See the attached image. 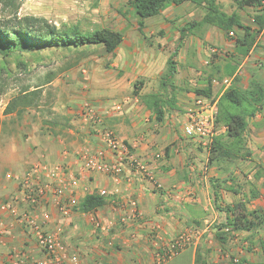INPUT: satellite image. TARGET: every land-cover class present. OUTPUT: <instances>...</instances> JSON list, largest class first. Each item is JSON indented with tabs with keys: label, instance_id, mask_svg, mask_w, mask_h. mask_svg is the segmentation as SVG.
<instances>
[{
	"label": "crops",
	"instance_id": "0c3cea01",
	"mask_svg": "<svg viewBox=\"0 0 264 264\" xmlns=\"http://www.w3.org/2000/svg\"><path fill=\"white\" fill-rule=\"evenodd\" d=\"M215 3L219 6L217 0ZM201 6L205 7L204 4L197 5L190 1L172 5L159 16L145 20L142 31L134 26L128 32H124L123 28L127 25L111 29L123 35V40L117 49L113 53H107L113 57L112 65L119 78L112 76L106 78L104 75L101 81L89 85L87 97H90L99 114L108 112L107 118H104L103 127H109L129 146L131 153L154 174L164 190L163 192L154 190L152 184L130 166H124L118 181L100 173L93 174L88 186L96 191L108 192V195L104 197L105 205L93 211L102 224L111 225L108 235L94 231L87 217L89 213H72L65 218L57 213L51 203L52 197L48 198V202L38 211L40 215L42 212H50L52 222L49 225V231L56 230L65 246L72 253L78 254L80 264H159L156 261V255L163 246L180 232L190 230L186 226L190 225L191 221L201 222L205 219L209 203L204 196L209 192L213 196V188L211 190L209 187L208 175L205 174L206 167L199 161L204 151L198 141L185 139L179 126L186 123V112L193 107L194 98L201 96H198L195 90L204 89L210 83L211 92L214 95L217 89L213 80L216 70L219 71V77L230 79L229 85L222 89L219 97L229 87H236L243 91L249 89L252 83H256L264 90V27L258 30L257 24L253 21L254 15H264V5L242 9L236 6L241 13L235 9L230 13L225 12L226 14L237 12L241 23L252 35L253 44L246 56H240L236 50L239 41L246 37L244 30L233 28V37L221 39V36H224L223 32L211 25H204L205 28L198 33L186 32L182 42L179 41L172 52L162 51L163 43L169 42L167 38L171 28L169 25L178 21L183 28L187 24L200 22L206 13ZM200 11H204V14L197 20L193 16ZM136 21L135 17V24ZM217 42L230 48L229 56L220 59V62L202 48L205 43ZM179 43L181 46L178 47ZM173 53L175 54L174 74L170 77L167 61ZM203 60L209 61L210 69L207 71H200ZM229 64L235 67L231 77L225 76L224 72V68ZM167 80H171V84L168 85L170 90H176V108L173 106L170 109L171 107L167 106L168 110H166L163 107L164 102H161L164 116L163 121L159 123L146 108L141 97L157 94L160 83L162 81L166 83ZM237 81H240L241 85H237ZM137 82H142L143 85L135 95L133 94L134 84ZM129 92H132V99L128 98ZM120 101H122L121 109L116 111L114 105ZM77 106L67 112L70 127L64 128L54 137L42 135V138L37 141H40L39 150L45 155L46 162L49 164L67 162L70 167L77 169L75 152L85 147L95 152L103 147L99 134L97 135L98 129L94 131L95 128L82 118ZM250 119V123L253 124L252 133H255L252 136L254 147L246 144V148L254 156V153L264 151V101L255 116ZM250 126L248 123L245 137L250 135ZM222 130L225 132L223 136L226 137L224 126ZM216 132L218 136V130ZM166 138H170L176 148L165 144L168 154L165 155L164 149L163 159L156 161L152 147H158ZM65 152L67 155H64ZM108 156L110 158V155ZM261 168L264 175V165ZM230 171L238 176L249 173L248 179L252 175L257 179L258 184L264 185L263 176L255 175L257 169H242L238 165H232ZM202 180L205 183H202ZM166 191H174L178 196L172 197ZM256 192L259 199L262 192L260 186H256ZM217 193L218 200L221 197L225 198L227 203L240 202L237 199L239 196L237 193L232 195L221 190ZM75 197L78 202L84 198L80 188L76 190ZM128 199L137 201L141 219L137 223L123 225L119 218L124 214V210L119 207ZM256 208L252 210L261 209ZM6 219V213L0 212V227L6 228ZM5 233L6 236L0 235V263L8 249L18 244L22 238L21 233L11 232L8 229ZM110 241L112 245L108 244ZM195 254L194 243L161 264H195ZM242 262L247 263L246 260Z\"/></svg>",
	"mask_w": 264,
	"mask_h": 264
},
{
	"label": "rangeland",
	"instance_id": "374dc122",
	"mask_svg": "<svg viewBox=\"0 0 264 264\" xmlns=\"http://www.w3.org/2000/svg\"><path fill=\"white\" fill-rule=\"evenodd\" d=\"M217 1L221 11L230 13L235 9L241 13L232 0ZM17 5L18 16L42 17L57 28L77 25L81 31H91L95 28L118 29L122 28L123 25H127L123 28L124 32H128L134 26L137 28L134 11L128 5V0H18ZM201 7L205 12L207 11L206 7ZM204 11L197 12L198 14L195 13L193 17L198 20L203 16ZM174 22L176 23L169 25L171 27L167 35L169 42L163 43L162 51L172 52L179 42V34L182 28L178 21ZM203 28L205 27H197L191 33H198ZM225 37L230 39V36L225 34L221 36V39ZM202 48L208 55L215 57L218 62L221 61L220 59L228 57L230 53V48L219 42L205 43ZM211 49H215L217 53L211 54ZM18 58L25 63L24 68L17 67L16 59ZM202 62L200 71L209 70V61L203 60ZM112 64L113 57L107 54L101 45L77 49L59 48L40 52H26L7 59L0 56V91H2L0 94V206L15 199L17 211L21 218L26 215L41 216L39 211L28 209L21 200L17 179H20L28 171L32 163L40 160L46 161L45 155L39 150L40 141H37L42 138V135L54 137L60 134L64 128L70 127L68 110L78 105V112L81 113L83 119H86L84 109L87 106L96 115L103 118L102 122L104 124V118H107L108 112L105 111V113L99 114L95 110L90 97H87V93L90 90L89 85L101 81L104 75L106 78L110 76L116 79L119 78ZM215 72L216 76L213 77V80L217 89L212 98L217 100L225 85L221 88L223 78L218 76L219 71L216 70ZM50 73L53 74L51 82L42 85L44 77ZM166 83L170 85L171 80H167ZM40 84L43 90V100L39 109L27 110L21 119L14 115H3L5 105L11 97L24 87L32 89ZM236 84L241 85V82L237 81ZM170 89L168 86L161 89L159 85L157 91L161 102H164L163 107L166 110H168L167 106L172 109L176 105V90L172 89L173 91H171ZM128 98H133L132 92H129ZM116 105L121 107L122 101L117 102ZM250 121L251 119H248L249 126L251 125L249 130L253 126ZM103 124L101 125L102 129L111 130L109 127H103ZM182 128L183 125L179 126L181 134ZM222 128V124L216 126L219 134L217 137L225 139V136H223L225 132ZM111 131L116 135L113 130ZM168 131L170 132L171 128ZM249 134V137H245L246 144L253 148L252 136L255 133H252L251 130ZM165 144L169 147L173 145L172 148H176L170 138H166L158 147H152V151H155L154 154L160 155L159 159H155L156 161L163 159ZM200 147L203 149L204 155L199 161L206 167L205 174L208 175L207 181L211 190L212 185H215L218 191L221 190L232 195L239 194L237 199L240 202L227 203L225 198L220 197L218 207L224 209L228 205L235 206L242 203L246 204V209L250 211L260 207L261 209L256 211L264 217V185L258 184L257 179L253 178L252 175L248 179L249 173L238 176L230 171L232 165H238L242 169H257L255 175L264 178L261 168L264 165V151L254 153V156L251 155L242 161L220 160L209 164V150ZM126 166L129 165L126 164ZM202 183H205L204 180H202ZM256 186H260V190H262L259 199ZM50 197H52L51 203L55 208L54 197L51 193H49L47 201ZM204 199L208 200L209 203L205 212V219L201 222L191 221L190 225L186 226L187 229L193 232L195 247L196 250H199L201 259L206 264H264V226L255 229L253 232L224 230L227 233V241L222 245L215 239L214 234L217 231L216 227L224 223L226 214L222 210H218L217 206L215 207L210 192L204 196ZM77 206L78 204L73 208L71 214L80 213L77 211ZM55 209L57 210V208ZM48 213L50 220L42 225V228L46 232L58 234L56 230L49 231L52 218L50 212ZM57 213L60 214L58 210ZM70 215L61 216L66 218ZM6 217L7 226L6 228L0 227L1 236H6L5 231L8 229L11 232L21 233L22 238L18 244L8 249L0 264H5L10 256L21 258L24 264H37L42 260V254L36 244L33 228L27 227L18 218H14L7 213ZM37 221L39 222L38 219ZM108 244L112 245V242L110 241ZM67 250L72 253L69 248ZM243 260H246L247 263H243Z\"/></svg>",
	"mask_w": 264,
	"mask_h": 264
},
{
	"label": "trees",
	"instance_id": "16d2710c",
	"mask_svg": "<svg viewBox=\"0 0 264 264\" xmlns=\"http://www.w3.org/2000/svg\"><path fill=\"white\" fill-rule=\"evenodd\" d=\"M18 0H0V56L7 59L11 56L26 52H40L48 49H69L101 45L106 53H113L123 40L122 33L108 28H95L91 31H81L77 25L57 28L42 17L32 15L18 16ZM190 1L197 5H205L206 13L200 22L191 23L181 29L179 41L185 37V33H191L193 29L204 25H211L228 35L233 28L244 30L245 38L239 41L237 53L246 56L253 44L252 35L249 29L241 23L237 12L226 14L221 11L215 0H128V5L133 9L137 19L136 26L142 31L145 20L159 16L165 9L172 5H180ZM238 9L243 7H259L264 0H232ZM253 21L257 24L258 30L264 27V15H254ZM181 46L179 43L178 47ZM244 46V47H242ZM177 47V48H178ZM173 53L167 61V70L170 77L174 74ZM16 65L24 68L25 63L19 58ZM235 67L228 65L224 68L225 76L231 77ZM8 71V70H7ZM6 71V72H7ZM9 73V72H7ZM53 74L44 77L42 85L51 82ZM42 85L30 89L24 87L16 95L11 97L3 110L4 116L14 115L21 119L29 109H39L42 106L43 90ZM142 82L134 84L133 94L137 95ZM211 84L204 89L195 90V93L202 95L215 102L212 98ZM167 83L162 81L160 88L165 89ZM174 90V89H173ZM2 91H0V94ZM146 108L154 115L157 122L163 121L164 110L161 105L159 94H149L141 97ZM264 101V90L256 83H252L249 89L240 90L236 87L227 88L216 100L215 125L222 124L226 130V137H215L209 149L208 163L211 164L220 160L234 161L246 159L251 153L246 148L245 134L248 128V119L255 116ZM1 126V122H0ZM168 148L165 149V155ZM213 188V204L218 210L225 212V221L216 227L215 239L220 244L227 241V233L230 232H253L264 226V217L256 210H247L245 205L238 203L235 206H226L220 209L217 205L218 188ZM105 205V198L97 194H88L78 203L77 211L80 213H92ZM195 264H206L200 257L199 250H196Z\"/></svg>",
	"mask_w": 264,
	"mask_h": 264
},
{
	"label": "built area",
	"instance_id": "2783aa9c",
	"mask_svg": "<svg viewBox=\"0 0 264 264\" xmlns=\"http://www.w3.org/2000/svg\"><path fill=\"white\" fill-rule=\"evenodd\" d=\"M228 35L233 37V32H229ZM216 53L215 49H211V54ZM229 83L230 79L225 78L221 84L227 86ZM193 104V107L186 112L187 120L183 125L182 135L185 139L198 141L205 150H209L213 139L217 136L215 125L216 100L211 102L210 99L201 95L194 99ZM114 109L120 111L121 107L120 105H114ZM84 115L92 127L95 130L98 129L103 147L95 152L86 147L75 152L77 169L70 167L67 162L49 164L44 160H40L32 163L28 171L20 179H17L21 200L28 209L38 211L40 207L48 202L47 197L51 193L58 212L63 216L70 215L73 208L79 203L75 197L78 188L82 190L84 196L97 194L105 197L108 195L106 190L96 191L88 186L93 174L100 173L118 181L126 164L135 168L144 179H147L154 190L163 192L162 185L155 179L153 173L135 158L129 146L118 139L111 130L102 129V117L96 115L87 106H85ZM64 155H67V152ZM108 155H110V158ZM159 158L160 155L156 153L154 160ZM166 193L172 197L178 196L174 191H166ZM16 203L15 199L8 201L0 206V212L18 218L22 224L33 228L36 244L42 254V260L37 264H80L78 255L74 252H68L58 234L46 232L42 228V225L50 220L48 212L41 213L40 217L38 215L35 217L26 215L21 218ZM119 208L124 210V214L119 218L120 223L123 225L137 223L141 219L138 203L135 199H128L126 203H121ZM87 217L95 232L102 235L109 234L111 225L102 224L93 212L92 214L89 213ZM192 244H194L193 232L190 230L180 232L157 253V263L166 262ZM5 264H24V261L21 258L10 256Z\"/></svg>",
	"mask_w": 264,
	"mask_h": 264
}]
</instances>
